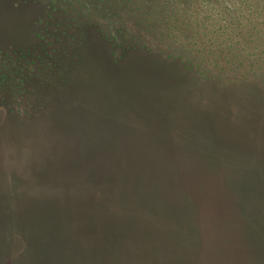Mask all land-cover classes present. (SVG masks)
<instances>
[{"label": "rangeland", "instance_id": "374dc122", "mask_svg": "<svg viewBox=\"0 0 264 264\" xmlns=\"http://www.w3.org/2000/svg\"><path fill=\"white\" fill-rule=\"evenodd\" d=\"M242 2L124 0L178 37L198 5ZM68 5L0 0V264L21 245L11 215L49 226L54 264H264V84L119 44L126 25L146 43L140 17L58 20Z\"/></svg>", "mask_w": 264, "mask_h": 264}, {"label": "trees", "instance_id": "16d2710c", "mask_svg": "<svg viewBox=\"0 0 264 264\" xmlns=\"http://www.w3.org/2000/svg\"><path fill=\"white\" fill-rule=\"evenodd\" d=\"M108 1L113 2V4L110 6H107V4L105 6L98 5L94 9L85 8V4L95 6L94 3H106ZM243 1L242 6L237 3L238 6H234L232 12L228 10V7L217 8V17H214L213 20L211 19L213 13L210 7L200 8L198 5L190 15L185 14L183 18H191L193 22H186L188 25L181 23L173 26L181 37H178L177 33H171L168 30L171 24L163 21L162 18L161 20L157 19L159 17L157 15H151L150 18V15L144 12V16L147 19V21H144L134 8L124 3V0H68L69 10L59 12L57 8L54 9L57 13L59 12L56 16L58 20L62 18L69 22L70 25L74 23L81 29L85 28V30L90 27L94 29L98 27L97 25L99 24L95 21H97L99 16H105L107 19L115 21H125L124 17H140L137 21L140 24L142 23L143 27L139 25L138 28H146L147 32L143 30L139 33L144 38H147L146 43L143 44L137 37L128 36V34L135 33V31L131 30L132 25H126L131 27H126L130 28L128 30H119L121 36L120 40H118L119 44L124 42L134 48L146 47L148 50H158L160 52L174 51L169 54V59L173 57L175 60L177 59L175 54L178 51L180 61L196 71L204 79L216 78L219 81H223L225 76L229 77V79L234 76V79L239 78L243 81L257 79L264 84V0ZM79 4L80 6H78ZM213 9L215 12L214 7ZM207 19L217 22L214 23V26H209L206 22L208 21ZM152 21L155 23L153 24ZM100 31L102 30L100 29ZM82 33L81 35H83ZM92 33H88L86 49H82L81 54L91 52L89 38L91 36L92 38L94 37ZM198 33H202V35ZM58 35L60 36L61 34ZM186 35H191L194 39ZM75 39V35L69 39L72 48L76 46ZM76 50L74 48L75 58ZM183 53L185 55H182ZM80 60H82V55ZM68 73L62 78V83L70 82L71 76L68 77ZM4 221L5 219L1 217L0 224L3 225ZM7 221L9 223L7 222V225L4 226L5 229L8 228L9 224V229L13 228L20 231L17 235L20 238L21 245H18L14 255L11 253L10 256L11 244L9 240L8 243L4 241L3 243L5 244L1 245V250L5 251L4 256L12 264H36L42 261H49V264H54L50 258V256H53L51 243L49 241H40L43 238H47L45 235H51L49 226L42 223L41 231L39 232L34 231L31 226H27L25 230L24 226L20 224L21 222L19 220L15 221L12 215ZM2 225L0 226L2 227ZM255 232L258 235L259 231L257 229ZM258 248L261 250L259 245ZM262 253L264 255V249ZM1 256H3V253Z\"/></svg>", "mask_w": 264, "mask_h": 264}, {"label": "flooded vegetation", "instance_id": "af4514ba", "mask_svg": "<svg viewBox=\"0 0 264 264\" xmlns=\"http://www.w3.org/2000/svg\"><path fill=\"white\" fill-rule=\"evenodd\" d=\"M26 53V52H25Z\"/></svg>", "mask_w": 264, "mask_h": 264}]
</instances>
